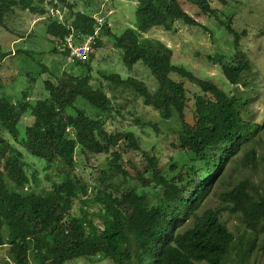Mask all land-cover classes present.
I'll return each instance as SVG.
<instances>
[{
  "label": "trees",
  "instance_id": "obj_1",
  "mask_svg": "<svg viewBox=\"0 0 264 264\" xmlns=\"http://www.w3.org/2000/svg\"><path fill=\"white\" fill-rule=\"evenodd\" d=\"M227 1L137 0L135 26L117 36L116 46L123 51L127 70L146 66L157 89L151 91L143 82L119 74L103 76L114 89H132L161 119L178 124L174 147L191 159L177 175L164 173L154 151L143 153L140 166L132 165V173L115 164L126 147L142 150L134 132L122 127L110 132V122L116 126L126 119L125 107L114 103L101 85L91 83L89 61L102 38L88 59L74 61L73 68L83 71L50 74L52 78L45 81L47 98L32 103L26 95L16 100L0 97V247H7L8 257L0 264H66L92 257L107 258L114 264L227 263L235 235L222 221L220 209L202 210L201 202L213 185L223 181L226 166L245 147V165L257 164L255 138L261 126L252 120L249 107L260 83L251 77L252 62L241 50L246 31L239 33L231 20H220L232 37L234 52L209 57L233 86L247 88L243 91H225L210 78L174 64L171 48L143 37L155 28L173 31L176 20L207 31L197 18H218L213 2L225 5ZM18 4L41 16L46 12L34 0H0V10L9 11ZM80 15L76 25L93 27L92 15ZM2 17L0 13L1 23ZM105 31L109 36L110 30ZM48 33L55 43L65 34L53 24ZM54 51L65 60L67 53ZM26 114L34 122L21 132L20 121ZM130 116L136 125H144L140 118ZM151 126L157 131L156 124ZM77 153L89 160L111 154L100 168L124 176V185L108 177L104 191L92 195L77 171L81 166ZM26 156L44 167L50 190L33 188L38 185L39 171ZM197 160L200 168L194 164ZM27 167H33L31 175ZM129 179L142 186L130 185ZM248 185V180H241L219 198L231 214L240 217L251 238L264 222V196L250 193ZM92 204L99 207L98 212L89 213ZM76 205L78 214L73 213ZM251 255V249L241 248L239 263L249 264Z\"/></svg>",
  "mask_w": 264,
  "mask_h": 264
},
{
  "label": "rangeland",
  "instance_id": "obj_2",
  "mask_svg": "<svg viewBox=\"0 0 264 264\" xmlns=\"http://www.w3.org/2000/svg\"><path fill=\"white\" fill-rule=\"evenodd\" d=\"M34 2L39 5L40 0H34ZM58 2L63 10L51 11L52 3L46 6L44 16L51 19H37L38 13L26 9L20 4L11 10L9 9V11L0 10L3 16V23L0 22V97H11L16 100L22 98V95H26L28 101L34 103L37 100L47 98L45 81L52 78L50 74L53 75L56 70L61 74L64 71L68 73L83 71L82 69H74L73 63L68 64L63 59L62 54L54 51L56 43L54 39H50L48 26L53 24L59 28V24L54 23V21H58L63 16L61 12L65 13L66 20L73 22H76L77 18L73 17L71 13L82 16L80 15L81 12L95 16V18L106 19L104 21L108 22L110 33L109 36L106 34L105 29L108 27L105 26L102 30L104 35L99 43L100 47L89 61L92 74L91 83L101 85L114 103L125 107L126 119L117 122L116 126L110 122L109 125L112 127L110 132L113 133L117 127L134 132L139 138L142 150L132 151L126 147L121 150L122 158L115 164H121L124 169L132 173V165L140 166L143 153L154 151L160 160V166L164 173L171 177L177 175L184 163L191 159L189 154H184L174 147V143L177 144L178 124L172 120L161 119L158 112L145 106L132 89H124V91L118 87L114 89L113 84L103 78V76L110 74H119L124 79L134 78L143 82L151 91L157 89L156 79L146 66L139 64L131 71L127 70L123 62V51L116 46L115 39L117 36H120L126 29L135 26L137 0H60ZM183 5L190 10L187 4ZM213 7L217 10L218 18L206 16L197 18L207 28V31L198 27L187 26L181 20H176L173 23V31L155 28L144 34L143 37L160 40L171 48L174 64L183 66L200 77L210 78L225 91H230L232 88L243 91L247 88L243 85H238L237 88L233 86L224 77L220 65L211 62L209 57L234 52L232 37L222 27L220 20L226 22L231 20L234 29L239 33L246 31V37L241 39V50L252 62L251 77L258 78L260 83L259 91L252 95V103L249 107L252 120L261 126L255 138L257 164L245 165L242 160L243 155L248 150L245 147L226 166L223 181L211 187L213 189L202 200L201 208L202 210L220 209L222 221L235 235V247L226 264H240L238 255L240 249L244 247L252 250V255L248 260L249 264H264V222L259 224V232L250 238V235L245 233V227L241 223L240 217L231 214L219 198L222 193L237 185L241 180L249 181V185L246 187L250 193L255 192L264 196V1L228 0L225 5L213 2ZM191 13L193 12L191 11ZM55 15L58 17L56 18ZM86 28L87 26L83 30ZM43 67L48 68L46 73L43 72ZM193 93L194 90L192 89L190 95ZM130 115L140 118L144 125L138 126L130 121L129 118L132 117ZM186 118L188 121L192 120L189 114L186 115ZM33 122L34 118L30 114L23 116L20 121L21 132H24V129ZM151 124H156L157 131ZM15 146L17 149L21 148L19 144ZM106 156L111 159V154L99 155L91 160L80 153L76 154L77 161L81 165L77 171L92 195L104 191V183H107L108 177L114 178L120 186L124 185V176L101 170L100 165H105ZM26 160L39 171L38 185L31 182L33 188L38 191L50 190L51 181L45 177L44 167L30 156H26ZM194 164L200 168L201 162L197 160ZM26 170L31 175L33 167L30 169L27 167ZM202 176L206 177L204 173ZM134 181L129 179V184L134 187L136 185L142 186L140 181ZM145 190L149 191L150 194L154 193L150 189ZM78 208L79 206L76 205L74 214L79 213ZM88 210L89 213L98 212L99 207L92 204ZM96 223L99 224L98 219H96ZM251 239L253 242L250 246ZM4 259H8L7 247H0V260ZM66 264L114 263L107 258L92 257L88 259L77 258Z\"/></svg>",
  "mask_w": 264,
  "mask_h": 264
},
{
  "label": "built area",
  "instance_id": "obj_3",
  "mask_svg": "<svg viewBox=\"0 0 264 264\" xmlns=\"http://www.w3.org/2000/svg\"><path fill=\"white\" fill-rule=\"evenodd\" d=\"M47 4L49 3L45 2L46 6ZM53 10H57L55 3L51 7V11ZM55 17L57 18L58 16L55 15ZM58 23L65 26L68 30L64 41L59 46V51L67 53V63H74L75 60H86L89 58L93 46L97 44L100 30L105 21L104 19L96 18L95 29L90 33L73 28L71 24L66 22L64 15L59 18Z\"/></svg>",
  "mask_w": 264,
  "mask_h": 264
},
{
  "label": "clouds",
  "instance_id": "obj_4",
  "mask_svg": "<svg viewBox=\"0 0 264 264\" xmlns=\"http://www.w3.org/2000/svg\"><path fill=\"white\" fill-rule=\"evenodd\" d=\"M46 2H48V3H52L53 4V2L51 1V0H46ZM41 4V5H40ZM38 6H41L43 9H45V11H46V5H45V2H41V3H39V5ZM55 7H56V9H58V10H60L56 5H55ZM61 12V11H60ZM64 16H65V13L64 12H61ZM80 14H83V12H81ZM71 15L73 16V17H75V18H78V15L76 14L75 15V13H71ZM42 18H48V19H51L50 17H46V16H41V15H39L38 16V18L37 19H42ZM66 20V19H65ZM104 20H106V19H104ZM58 23V21L57 20H55L54 21V23ZM66 22L67 23H69V24H71V26L73 27V28H75V29H80V30H83V28L84 27H86V25L84 24V26H78V25H76V22H73V21H69V20H66ZM95 23H96V18H95V16H92V25H93V27H91V28H86V30H83V31H85V32H87V33H90V32H92L94 29H95ZM59 24V23H58ZM105 26H107L108 27V29H109V26H108V22H105L104 23V25L102 26V28H101V30H100V34H99V39H98V41H97V43L101 40V38H102V33H103V28L105 27ZM59 28L60 29H62L63 31H64V35H63V37H60L59 39H58V41H57V43H56V49H57V51L58 52H61V51H59V46L61 45V43L64 41V38H65V36L67 35V33H68V30H67V28L65 27V26H63V25H61V24H59ZM107 29V28H106ZM95 46H96V44H95ZM55 49V50H56ZM65 61H66V58H65ZM69 64V63H68ZM187 226V225H186ZM185 226V227H186ZM185 227H183V228H185Z\"/></svg>",
  "mask_w": 264,
  "mask_h": 264
},
{
  "label": "bare ground",
  "instance_id": "obj_5",
  "mask_svg": "<svg viewBox=\"0 0 264 264\" xmlns=\"http://www.w3.org/2000/svg\"><path fill=\"white\" fill-rule=\"evenodd\" d=\"M53 3H55V5L59 8V9H61V10H63V8H61L60 6H59V2L58 1H60V0H51ZM44 2H46V0L44 1Z\"/></svg>",
  "mask_w": 264,
  "mask_h": 264
}]
</instances>
